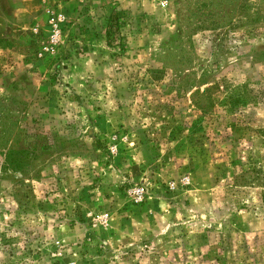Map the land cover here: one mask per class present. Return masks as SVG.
<instances>
[{
	"label": "rangeland",
	"instance_id": "obj_1",
	"mask_svg": "<svg viewBox=\"0 0 264 264\" xmlns=\"http://www.w3.org/2000/svg\"><path fill=\"white\" fill-rule=\"evenodd\" d=\"M67 1L0 0V264H264V0Z\"/></svg>",
	"mask_w": 264,
	"mask_h": 264
},
{
	"label": "trees",
	"instance_id": "obj_2",
	"mask_svg": "<svg viewBox=\"0 0 264 264\" xmlns=\"http://www.w3.org/2000/svg\"><path fill=\"white\" fill-rule=\"evenodd\" d=\"M118 28V16H117V12H112V14L109 17V23L107 25V29L105 32L106 35V39L109 42L110 41V37L113 34V32L117 31Z\"/></svg>",
	"mask_w": 264,
	"mask_h": 264
},
{
	"label": "built area",
	"instance_id": "obj_3",
	"mask_svg": "<svg viewBox=\"0 0 264 264\" xmlns=\"http://www.w3.org/2000/svg\"><path fill=\"white\" fill-rule=\"evenodd\" d=\"M52 11H53V9H52V10H51V9L47 10L48 13H52ZM56 18H57L58 21H59V20H61V18L63 19V18H65V17H64L63 14L59 13V14L57 15ZM52 24L54 25L53 33H54V34H57L58 31H59V29H58V22H55V23H52ZM138 192H139V189H138Z\"/></svg>",
	"mask_w": 264,
	"mask_h": 264
},
{
	"label": "crops",
	"instance_id": "obj_4",
	"mask_svg": "<svg viewBox=\"0 0 264 264\" xmlns=\"http://www.w3.org/2000/svg\"><path fill=\"white\" fill-rule=\"evenodd\" d=\"M58 3H56V8L57 9H55V13L56 12H59V11H61V9H63V10H65L64 8H65V6L66 5H68V4H70V1H67V2H63V0H56ZM65 5V6H64Z\"/></svg>",
	"mask_w": 264,
	"mask_h": 264
}]
</instances>
